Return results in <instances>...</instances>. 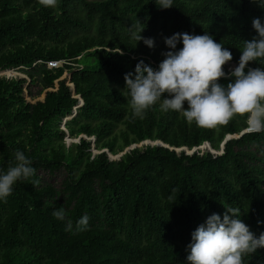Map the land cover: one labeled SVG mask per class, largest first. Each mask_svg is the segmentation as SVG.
Segmentation results:
<instances>
[{"label":"trees","instance_id":"obj_1","mask_svg":"<svg viewBox=\"0 0 264 264\" xmlns=\"http://www.w3.org/2000/svg\"><path fill=\"white\" fill-rule=\"evenodd\" d=\"M261 5L264 0H173L163 9L156 0H57L45 7L38 0H0V174L15 166L18 150L35 168L0 200V264H188L192 233L226 207L239 208L257 237L264 233V132L226 140L221 154H188L178 150L205 142L220 150L228 134L247 128L246 117L201 128L181 113L162 112L165 93L143 119L133 118L123 94L125 74L140 60L158 69L170 50L165 38L175 33L207 32L238 66L244 41L258 36L252 20L264 23ZM136 25L154 48L132 38ZM182 47L181 41L177 50ZM61 59L69 63H46ZM248 67L264 68V60ZM13 68L25 77L7 75ZM66 70L84 100L66 120L67 131L63 122L79 99L61 78ZM224 70L230 73L227 64ZM34 87L46 92L43 100L28 99L26 91L33 100L39 95ZM67 135L80 140L67 145ZM44 173L60 180L45 181ZM60 207L63 221L52 214ZM85 215L87 230L76 232ZM68 220L73 231L65 230ZM243 261L264 264V248Z\"/></svg>","mask_w":264,"mask_h":264},{"label":"clouds","instance_id":"obj_2","mask_svg":"<svg viewBox=\"0 0 264 264\" xmlns=\"http://www.w3.org/2000/svg\"><path fill=\"white\" fill-rule=\"evenodd\" d=\"M38 2L45 7L57 5V0ZM156 3L160 8L168 9L172 7L173 0H156ZM252 26L258 36L251 41H244L238 66L230 73L225 72L224 66L232 61V52L222 42L217 43L207 32L203 35L175 33L166 37L165 43L170 50L162 53L164 59L158 69L140 60L135 71L124 76L126 88L123 94L129 98L133 118L143 119L146 110L155 106L167 93L169 98L162 100L160 110L165 113L169 110L181 113L188 123L195 122L201 128H215L228 124L237 116L246 117L247 128L240 135L228 134L225 140L247 132H264V68L248 67L250 62L264 60V23L260 18H254ZM134 27L132 38L138 42L143 40L148 47L154 48V39L142 37L140 33L144 29L139 25ZM181 41L183 47L177 50ZM222 78L230 82L225 86L219 82ZM67 84L73 90V96L79 99L74 108L75 113L84 104V100L75 93L71 75ZM185 102L187 109L184 107ZM92 138L95 141V137ZM205 143L210 145L209 142ZM221 148L224 150L222 145ZM14 156L15 166L0 174V200L6 201L17 181L35 175L32 161L24 152L18 150ZM111 157L115 158L112 154ZM38 183L35 181L33 185ZM52 214L61 221L67 218L64 207L55 209ZM239 217V208L226 207L222 217L213 213L205 223L199 225L192 233V242L187 246L188 264H244V256L264 248V233L257 237ZM88 224L89 217L85 215L76 222L75 231H86ZM65 230L73 231L71 220H68Z\"/></svg>","mask_w":264,"mask_h":264},{"label":"rangeland","instance_id":"obj_3","mask_svg":"<svg viewBox=\"0 0 264 264\" xmlns=\"http://www.w3.org/2000/svg\"><path fill=\"white\" fill-rule=\"evenodd\" d=\"M6 74L9 75V76H13V77H22L24 76L25 77V74L18 71V70H15V72L13 70H10V71H6ZM70 71H65V73L63 74V76L61 78H66L68 79L69 81V76H70ZM58 85V82L56 81V86ZM34 93L36 94H39L38 93V87H34ZM26 95L28 97L29 100H31L32 102H35L36 100H43L45 98V95H46V92H43L42 94H39L36 99H31V97L28 96L27 94V91H26ZM77 115V112L73 113L72 115H70L69 119H72L73 117H75ZM65 122V121H64ZM63 122V123H64ZM62 128H63V125H62ZM65 129V128H64ZM66 130V129H65ZM67 131V130H66ZM94 139V138H93ZM80 140V137L78 138H74V137H70L69 135H67L66 137V142H67V145H70L71 143L73 142H78ZM94 142V140H93ZM150 143V140L148 141ZM128 149V148H127ZM114 156V155H113ZM42 177L44 178L45 181H49V182H54V183H57L59 180H60V177L57 176V174H55L54 176H49L47 173H44V174H41Z\"/></svg>","mask_w":264,"mask_h":264},{"label":"built area","instance_id":"obj_4","mask_svg":"<svg viewBox=\"0 0 264 264\" xmlns=\"http://www.w3.org/2000/svg\"><path fill=\"white\" fill-rule=\"evenodd\" d=\"M43 62V60H38L36 63H41ZM47 65L49 68H58L60 66H63L65 63H69V61H67L66 59H61V60H50V61H46ZM227 67L229 69V71L231 72L235 67H237V64L234 62H228L227 63ZM10 70H17V68H13ZM94 153H99V150H96L95 148L92 149ZM186 152L188 154H192L194 152H199V153H204L205 151H210V152H214V153H218L221 154L223 153V148H221L220 150L216 151L213 150L212 147L208 144V143H204L202 146L199 147H195L192 150H188V148L185 149Z\"/></svg>","mask_w":264,"mask_h":264},{"label":"water","instance_id":"obj_5","mask_svg":"<svg viewBox=\"0 0 264 264\" xmlns=\"http://www.w3.org/2000/svg\"><path fill=\"white\" fill-rule=\"evenodd\" d=\"M66 120H67V119H65V122H66ZM65 122H64V124H65ZM226 140H227V139H226ZM226 140H224V142H223V144H222V147H224ZM145 142H147V141H145ZM142 143H143V142H142ZM142 143H141V144H142ZM162 143H163V142H162ZM163 145H165V144H163ZM134 147H135V145H132V146L129 147L128 149H131V148H134ZM128 149H126V150H128ZM126 150H125L124 152H126ZM177 150H178V149H177ZM124 152H122V153L116 155L115 157H120Z\"/></svg>","mask_w":264,"mask_h":264}]
</instances>
